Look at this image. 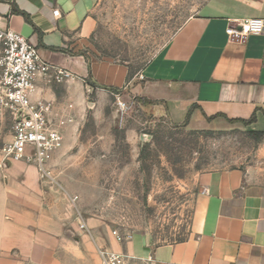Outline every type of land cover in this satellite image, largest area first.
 <instances>
[{
	"label": "crops",
	"instance_id": "obj_1",
	"mask_svg": "<svg viewBox=\"0 0 264 264\" xmlns=\"http://www.w3.org/2000/svg\"><path fill=\"white\" fill-rule=\"evenodd\" d=\"M94 1L0 0V27L25 36L42 60L75 77L64 84L39 77L32 94L52 104L65 139L60 114L69 115L71 129L95 88L147 101L156 115L189 130L241 124L264 133V34L238 42L226 33L235 21L264 20V0H207L135 75L86 56L97 25ZM58 187L35 165L1 160L0 264H102L100 250L126 254L127 264H264V182L240 169L201 175L188 237L161 245L144 236L105 237Z\"/></svg>",
	"mask_w": 264,
	"mask_h": 264
},
{
	"label": "rangeland",
	"instance_id": "obj_2",
	"mask_svg": "<svg viewBox=\"0 0 264 264\" xmlns=\"http://www.w3.org/2000/svg\"><path fill=\"white\" fill-rule=\"evenodd\" d=\"M206 1L95 0L96 30L84 52L126 65L135 75ZM110 93H88L71 129L65 126L69 115L60 114L66 139L51 161L59 191L75 197L105 237L144 236L155 245L184 241L201 175L240 169L264 182V135L241 124L189 130L156 115L147 101ZM12 134L11 115L0 110V162Z\"/></svg>",
	"mask_w": 264,
	"mask_h": 264
},
{
	"label": "built area",
	"instance_id": "obj_3",
	"mask_svg": "<svg viewBox=\"0 0 264 264\" xmlns=\"http://www.w3.org/2000/svg\"><path fill=\"white\" fill-rule=\"evenodd\" d=\"M54 13L58 15L59 11ZM226 33L230 40L245 41L249 36L264 34V20L235 21ZM0 48V110L7 111L13 120L12 139L1 151L2 160L35 165L42 173V180L54 185L49 163L63 148L65 136L52 120V104L34 102L32 94L39 77H46L55 84L67 83L75 77L70 71L42 60L37 47L12 30L0 27ZM125 239H132V236L117 238L119 241ZM100 257L102 264H127V255L123 253L100 250Z\"/></svg>",
	"mask_w": 264,
	"mask_h": 264
},
{
	"label": "trees",
	"instance_id": "obj_4",
	"mask_svg": "<svg viewBox=\"0 0 264 264\" xmlns=\"http://www.w3.org/2000/svg\"><path fill=\"white\" fill-rule=\"evenodd\" d=\"M17 14L23 15V13L19 12V11H15ZM241 123H243L244 125L247 124L248 122L245 121H241ZM254 134L261 136L264 135V133H260V132H253Z\"/></svg>",
	"mask_w": 264,
	"mask_h": 264
}]
</instances>
